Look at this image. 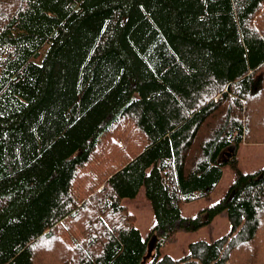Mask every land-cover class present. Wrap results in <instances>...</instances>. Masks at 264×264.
<instances>
[{
	"label": "trees",
	"instance_id": "trees-1",
	"mask_svg": "<svg viewBox=\"0 0 264 264\" xmlns=\"http://www.w3.org/2000/svg\"><path fill=\"white\" fill-rule=\"evenodd\" d=\"M241 143H264V0H0V264H264V168L234 154L201 211L231 232L180 260L145 258L122 203L144 187L166 240Z\"/></svg>",
	"mask_w": 264,
	"mask_h": 264
},
{
	"label": "rangeland",
	"instance_id": "rangeland-1",
	"mask_svg": "<svg viewBox=\"0 0 264 264\" xmlns=\"http://www.w3.org/2000/svg\"><path fill=\"white\" fill-rule=\"evenodd\" d=\"M235 155L238 169L244 174H252L264 168V143H241L239 146L229 148L222 156L221 161H227L222 165V177L213 192L190 203L181 206V219L173 230V234L164 238L163 231L154 232L156 225L155 215L148 200L145 188L142 187L135 198L123 199L129 211L136 216L135 226L139 230L143 239L158 235L159 247L152 250L149 261L155 258H162L169 255L175 260L186 257L189 253L188 246L192 242L207 241L213 242L231 232V223L226 212L217 214L209 219L202 210L213 206L221 201L234 183L235 169L228 163V159ZM195 221L190 224V221Z\"/></svg>",
	"mask_w": 264,
	"mask_h": 264
},
{
	"label": "water",
	"instance_id": "water-1",
	"mask_svg": "<svg viewBox=\"0 0 264 264\" xmlns=\"http://www.w3.org/2000/svg\"><path fill=\"white\" fill-rule=\"evenodd\" d=\"M158 240H159L158 235L155 234L152 237V239H150L148 241V249H147V254H146L145 258H148L150 253L152 252V250H154L157 247Z\"/></svg>",
	"mask_w": 264,
	"mask_h": 264
}]
</instances>
